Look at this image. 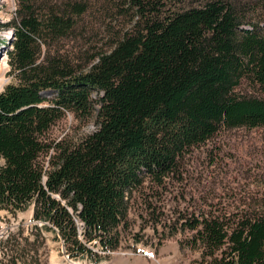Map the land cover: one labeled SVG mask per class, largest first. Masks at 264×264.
I'll return each instance as SVG.
<instances>
[{
  "label": "trees",
  "instance_id": "trees-1",
  "mask_svg": "<svg viewBox=\"0 0 264 264\" xmlns=\"http://www.w3.org/2000/svg\"><path fill=\"white\" fill-rule=\"evenodd\" d=\"M15 2L13 20L0 23L12 26L6 55L16 82L0 92V209L34 201V219L50 224L69 258L99 263L106 256L94 249L120 248L134 193L161 187L220 129L264 128V99L236 92L244 81L264 92V20L254 21L264 0H122L121 14L136 19L85 67L53 49L73 39L91 0ZM65 113L95 128L47 142ZM186 227L206 264H264V213Z\"/></svg>",
  "mask_w": 264,
  "mask_h": 264
},
{
  "label": "rangeland",
  "instance_id": "rangeland-1",
  "mask_svg": "<svg viewBox=\"0 0 264 264\" xmlns=\"http://www.w3.org/2000/svg\"><path fill=\"white\" fill-rule=\"evenodd\" d=\"M91 2L93 7L79 20L73 39L61 41L53 49L58 48L60 54L80 67H85L87 59L95 52L107 50L136 19L131 13L121 14V10H127L122 0ZM13 17L6 6L0 7V22L8 24ZM261 17L255 16L254 21L264 20V16ZM260 28L264 32L262 23ZM10 29L12 26L3 28L0 33ZM41 50L43 57L47 48L42 46ZM4 56L3 51L2 58ZM8 67V63L6 68L1 66L0 91L16 83L7 72L3 76ZM236 92L264 99V92L248 81L242 82ZM93 99H96L95 93ZM93 124L91 120L82 121L65 113L45 136L51 144L60 140L75 141L93 131ZM48 158L46 154L41 160L47 164ZM179 166L178 173L166 179L161 187L148 185L134 193L121 247L97 264H206L199 245H193L195 234L186 227L188 222L213 216L231 225L249 215L264 213L263 127L222 128L185 154ZM22 216L12 221L0 212V224L8 228V236L2 239L5 247H0V264H23L24 259L30 262L31 257L40 264H94L69 258L62 241L47 229L42 231L35 254V249L30 248L35 230L24 220L18 223ZM75 221L78 230L83 227L77 219ZM95 251L104 256L98 249Z\"/></svg>",
  "mask_w": 264,
  "mask_h": 264
},
{
  "label": "built area",
  "instance_id": "built-area-1",
  "mask_svg": "<svg viewBox=\"0 0 264 264\" xmlns=\"http://www.w3.org/2000/svg\"><path fill=\"white\" fill-rule=\"evenodd\" d=\"M1 6H6L8 8V12H12L13 15H15V11H16V2H15V0H0V7ZM0 23H2V22H0ZM0 30H3V28H1ZM11 37H12V29L8 30L7 33H3V32L0 33V42H4V44H2L0 46V54L2 56H3V51H4V49L7 48L6 46L9 44V41H10ZM2 56L0 57V67L2 65V66H4L6 68L7 67V63H8L7 55L4 56L6 58L4 60V63L2 62ZM8 71H9V67H8ZM8 71L6 70L4 72V74H3V76H5L6 72L8 73ZM0 212L2 213V215L10 218L12 221L15 220V215L11 212L10 208H9V210L2 209ZM25 222L27 223L28 221L25 220ZM18 223H19V221H18ZM36 224L40 225L41 222L29 221V225H36ZM14 225H17V222H15ZM7 229L8 228L5 227L3 224H0V242L2 241L3 238H5L7 236V234H8L7 233L8 232Z\"/></svg>",
  "mask_w": 264,
  "mask_h": 264
},
{
  "label": "bare ground",
  "instance_id": "bare-ground-1",
  "mask_svg": "<svg viewBox=\"0 0 264 264\" xmlns=\"http://www.w3.org/2000/svg\"><path fill=\"white\" fill-rule=\"evenodd\" d=\"M4 52L6 53V49H4ZM6 58L4 57V58H2V62L4 63V60H5ZM2 66V65H1ZM0 69H1V67H0ZM138 263V262H137Z\"/></svg>",
  "mask_w": 264,
  "mask_h": 264
},
{
  "label": "crops",
  "instance_id": "crops-1",
  "mask_svg": "<svg viewBox=\"0 0 264 264\" xmlns=\"http://www.w3.org/2000/svg\"><path fill=\"white\" fill-rule=\"evenodd\" d=\"M159 253H161V250L158 252V254H159ZM160 260H161V258H160ZM159 264H161V262H160Z\"/></svg>",
  "mask_w": 264,
  "mask_h": 264
},
{
  "label": "water",
  "instance_id": "water-1",
  "mask_svg": "<svg viewBox=\"0 0 264 264\" xmlns=\"http://www.w3.org/2000/svg\"><path fill=\"white\" fill-rule=\"evenodd\" d=\"M0 57H1V54H0Z\"/></svg>",
  "mask_w": 264,
  "mask_h": 264
}]
</instances>
